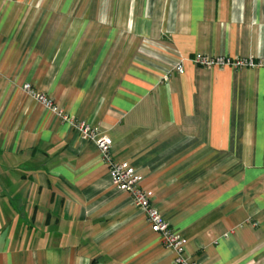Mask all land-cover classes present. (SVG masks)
<instances>
[{"label": "crops", "instance_id": "obj_1", "mask_svg": "<svg viewBox=\"0 0 264 264\" xmlns=\"http://www.w3.org/2000/svg\"><path fill=\"white\" fill-rule=\"evenodd\" d=\"M64 116L113 139L188 262L264 264V0H0V264H174Z\"/></svg>", "mask_w": 264, "mask_h": 264}, {"label": "built area", "instance_id": "obj_2", "mask_svg": "<svg viewBox=\"0 0 264 264\" xmlns=\"http://www.w3.org/2000/svg\"><path fill=\"white\" fill-rule=\"evenodd\" d=\"M196 61L203 65H212L220 61V59H210L202 54H197ZM222 61L224 60L222 59ZM240 64L254 65L255 61L250 59L233 62L234 66ZM174 70L180 74L185 72L182 63L174 67ZM23 88L33 98L42 102L45 106L54 110L59 115H62V110L55 105L52 97L35 89L30 82L24 83ZM64 118L71 123L74 129L78 131L84 139H90L96 142L103 159L109 166L114 185L130 193L133 198V203L146 212L147 219L152 229L159 233L163 245L175 255L174 264H192L183 256L185 252V239L172 228L170 222L153 204V194L142 187L143 177L141 174L128 161L120 162L112 156L113 139L109 135L99 133L96 128L86 121L73 120L67 116H64Z\"/></svg>", "mask_w": 264, "mask_h": 264}]
</instances>
